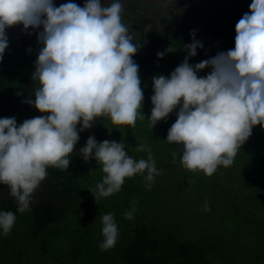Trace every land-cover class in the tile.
<instances>
[{
	"label": "clouds",
	"instance_id": "obj_1",
	"mask_svg": "<svg viewBox=\"0 0 264 264\" xmlns=\"http://www.w3.org/2000/svg\"><path fill=\"white\" fill-rule=\"evenodd\" d=\"M121 12L120 0L103 6L101 0H84L82 7L73 0L59 6L54 0H0V61L8 48L6 29L22 25L24 33L36 32L40 46L31 75L35 99L23 102L42 115L19 125L15 117H0V184L9 187L17 211L29 208L30 196L49 167L69 168L68 156L79 133L98 117L130 127L145 119L144 89L133 60L139 47L121 22V17L130 21V10ZM190 37L192 42L183 45V62L168 76L151 78L147 120L153 129L178 108L165 142L181 146L183 168L211 176L218 166L233 164L255 126L264 130V0H252L236 23L233 48L192 65L189 59L203 44L195 39V30ZM169 52L171 46L156 55L162 59ZM205 69L208 74L199 76ZM135 148L147 152V159L129 156L123 140L87 138L79 153L85 162L95 160L104 174L95 195L90 191L95 200L118 192L125 179L136 174L146 173V187H151L159 175L151 148ZM172 155L175 158V152ZM134 211L125 217L132 219ZM15 219L12 211H0V234L7 235ZM100 219V248L107 250L115 245L118 229L112 213Z\"/></svg>",
	"mask_w": 264,
	"mask_h": 264
},
{
	"label": "trees",
	"instance_id": "obj_2",
	"mask_svg": "<svg viewBox=\"0 0 264 264\" xmlns=\"http://www.w3.org/2000/svg\"><path fill=\"white\" fill-rule=\"evenodd\" d=\"M135 2L133 0L129 10H137ZM251 3L252 0H190L196 20L193 26L167 38L165 49L171 46L172 52L160 59L156 54L165 49L152 50L136 62L140 86L144 89L141 109L144 120L137 119L135 127H119L108 117H98L90 129L79 133L74 151L68 156L69 168L49 167L24 212L17 211L18 203L10 195L9 187L0 184V211H12L16 216L10 232L0 234V264H264V130L255 126L251 136L237 150L233 164L217 168V174L223 177L216 190L224 201L223 217L228 214L239 226L245 221L247 233L244 236L249 241L244 249L247 254L241 256L243 250L231 244L232 235L215 223L214 209L201 208L200 213L192 210L188 214L191 227L182 224L178 217L174 227H168L158 216H153L156 200L164 195L170 202L169 214L181 216L175 206L185 204L190 193L177 189L168 195L167 187L174 184L175 172L182 177L176 182L193 181V177L180 170L181 146L165 142L178 108L153 129L147 120L152 108L151 78L157 74L168 76L176 68L173 60L183 62L186 55L183 45L192 42L190 32L195 30V39L203 44L190 60L198 63L227 51L234 47L235 25L249 11ZM135 23L138 37L134 44L139 47L137 52H141L144 43L141 22ZM35 60L36 57L27 52L17 55L6 50L0 61V117H15L18 125L33 118L30 106L23 101L29 99L28 80ZM208 71H203L204 76ZM90 135L97 142L123 140L127 154L134 149L130 143L148 137L152 141L148 145L152 155L159 158L167 153L170 156L168 162L161 163L170 172L169 184H158L163 190L157 193L151 189L156 177L148 189L144 180L146 173L136 174L126 178L118 192L95 200V186L104 174L95 160L85 162L79 153ZM130 156L135 160L147 159L148 153L136 151ZM133 207L135 211L129 220L125 212ZM107 213L113 214L118 235L113 247L102 250L100 217ZM180 230L183 238L178 236ZM229 257L233 260L229 261Z\"/></svg>",
	"mask_w": 264,
	"mask_h": 264
},
{
	"label": "rangeland",
	"instance_id": "obj_3",
	"mask_svg": "<svg viewBox=\"0 0 264 264\" xmlns=\"http://www.w3.org/2000/svg\"><path fill=\"white\" fill-rule=\"evenodd\" d=\"M54 2L56 6H59L62 3H67L68 0H54ZM73 2L81 7L84 4V0H73ZM132 2L133 0H120V3L122 4L121 16L124 15L125 8L129 7ZM110 3L111 0H101L102 6L104 4L107 5ZM135 7L137 10L133 11L132 9H130V12H128V15H130L131 18L130 21H128V18V20H126L125 17H121V22L127 27L128 35L131 37L132 43L135 42L138 37V24H136L135 22H141L140 28L143 32L144 43L142 51L137 52L133 56V60L135 63L139 61L140 56L143 54H147L152 50L154 51L157 49H165L167 47V38L169 36H174L175 34L180 33L188 27L193 26L196 20L194 14L191 12L192 4H190V0H136ZM134 25H136V30L134 29ZM29 31L31 32L32 30L29 29ZM6 35L8 38V48L6 49L7 51L15 52L17 55H22L23 53L27 52L30 56L33 55L37 58V53L40 46L37 44L36 32H32V35H28L22 31V25H17L13 28L6 29ZM29 49H31V51H29ZM196 62L197 60L189 61V63L192 65H195ZM173 63L174 66L177 67L180 64V61L178 59H175L173 60ZM32 73L33 71L31 70V75ZM31 75L29 76V87L27 88V91L29 92V98L34 100L36 85L31 79ZM198 75L204 76V72L201 71L200 73H198ZM30 112V117L42 115L31 106ZM151 142L152 141L148 137L143 136L140 142L135 141L130 143L132 144L131 146L134 149L130 151L128 155L130 156L131 154L136 153L137 150L135 147L137 145H149V143ZM152 157L155 160V166L159 171V175L155 176L157 179L156 184H154V187H152L153 184H151L152 188H150L158 193L163 190V186H160L158 184H169L170 172L168 171V169L163 167L161 163L168 162L170 156L167 153H163L159 158L154 155H152ZM180 168L181 172L185 171L187 173H191L193 181L180 180L179 182H176L178 181L176 179L182 177H180L181 174L175 172V175H173L175 179L174 184H170L167 187V193L169 195L172 191L177 189H185L188 193H190V195L187 194L189 196V199L185 200V204H176L175 206V210L182 215L178 216L176 213L169 214L170 202L168 198L165 197L166 195H164L162 196V198L156 200L157 206L155 209H152L153 216H158L160 220L168 227H174L176 217L179 218V221L182 224L191 227L192 224L189 220L188 214H190V212L195 209L196 212L198 211L200 213L201 208L205 210L206 204V210H215V214H213L215 223H219L223 231H227L228 233H230V235H232L231 244L233 245V248H238L239 246L243 250L241 256H243L244 253L247 254L244 249L247 241L249 240H247L244 236V234L247 233L245 221H242V226H239V223L236 220L232 219L228 214L225 217H223L222 215L223 212H225L222 206L224 201L222 200V194L216 192V190L220 181L223 180V177L217 174V170L213 175L206 176L202 171L185 170L182 165ZM205 183H207L208 185ZM195 203H197L198 207H196ZM168 214L169 217H167ZM178 236L180 238H183L182 231L181 233L178 232ZM238 236L240 237L239 239H237ZM229 255L230 254H228L227 256ZM228 260L232 261L233 259L232 257H229Z\"/></svg>",
	"mask_w": 264,
	"mask_h": 264
}]
</instances>
